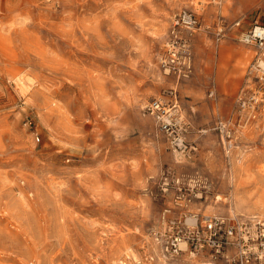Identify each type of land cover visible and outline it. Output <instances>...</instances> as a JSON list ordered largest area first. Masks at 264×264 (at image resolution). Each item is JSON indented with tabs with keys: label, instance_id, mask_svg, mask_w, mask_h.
I'll list each match as a JSON object with an SVG mask.
<instances>
[{
	"label": "rangeland",
	"instance_id": "374dc122",
	"mask_svg": "<svg viewBox=\"0 0 264 264\" xmlns=\"http://www.w3.org/2000/svg\"><path fill=\"white\" fill-rule=\"evenodd\" d=\"M183 10L201 29L179 81L160 58ZM255 24L264 0H0V264H235L236 245L171 257L158 238L165 213L264 235V64L239 37ZM171 90L182 159L145 111Z\"/></svg>",
	"mask_w": 264,
	"mask_h": 264
},
{
	"label": "built area",
	"instance_id": "2783aa9c",
	"mask_svg": "<svg viewBox=\"0 0 264 264\" xmlns=\"http://www.w3.org/2000/svg\"><path fill=\"white\" fill-rule=\"evenodd\" d=\"M200 29L201 22L192 11L183 10L175 16L164 45V52L160 58V66L167 75H174L179 81L192 75L194 55L191 39ZM222 37L223 32L219 30L218 40H221ZM239 37L242 43L257 48L263 57L260 63L264 64V25L255 24L250 29L240 32ZM170 94L172 95L171 101L166 102L160 98L152 99L146 105L145 111L154 118L158 129L167 136L175 157L182 159L191 156L196 149L185 141L184 134L189 129V124L183 118L176 96L177 91L171 90ZM25 125L31 127L33 122L27 121ZM217 128L227 136L231 134L227 122L218 124ZM231 147L232 144L229 148L231 149ZM164 221L168 223V230L158 240L163 245L165 253L171 257L180 255L184 251L183 246L186 251L190 250L194 254L205 248L221 253L227 246L236 245L240 252L235 258V264H251L253 256L247 245L255 244L258 241L262 253L260 256L256 254L258 257L255 264H264V235L259 237L248 233L240 240L237 237L238 230L245 229L247 226L251 227L250 223L207 218L203 227L197 225L189 227L187 222L184 224L179 220L169 221L166 213Z\"/></svg>",
	"mask_w": 264,
	"mask_h": 264
},
{
	"label": "bare ground",
	"instance_id": "6f19581e",
	"mask_svg": "<svg viewBox=\"0 0 264 264\" xmlns=\"http://www.w3.org/2000/svg\"><path fill=\"white\" fill-rule=\"evenodd\" d=\"M238 154L240 155L241 153L238 152ZM245 155V154H244ZM235 156V155H234ZM242 156V155H241ZM246 156V155H245ZM242 158V157H241ZM231 159V158H230ZM236 159H237V156H236ZM231 162V161H230ZM233 163V161H232ZM234 166V163L232 164ZM233 168V167H232ZM244 168V161H242V159H239L236 161V164L234 166V171H237V170H242ZM235 185V184H234ZM237 194V193H235ZM237 196V195H236ZM235 196V197H236ZM234 197V198H235ZM237 199V198H236ZM239 199V198H238Z\"/></svg>",
	"mask_w": 264,
	"mask_h": 264
}]
</instances>
